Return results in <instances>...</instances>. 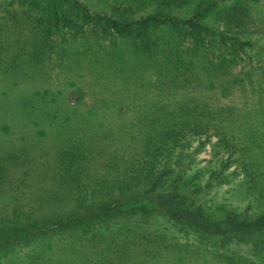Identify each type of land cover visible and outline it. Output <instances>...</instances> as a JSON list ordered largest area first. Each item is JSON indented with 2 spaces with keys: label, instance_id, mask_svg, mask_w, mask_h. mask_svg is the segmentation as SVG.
Masks as SVG:
<instances>
[{
  "label": "rangeland",
  "instance_id": "374dc122",
  "mask_svg": "<svg viewBox=\"0 0 264 264\" xmlns=\"http://www.w3.org/2000/svg\"><path fill=\"white\" fill-rule=\"evenodd\" d=\"M0 264H264V0H0Z\"/></svg>",
  "mask_w": 264,
  "mask_h": 264
},
{
  "label": "trees",
  "instance_id": "16d2710c",
  "mask_svg": "<svg viewBox=\"0 0 264 264\" xmlns=\"http://www.w3.org/2000/svg\"><path fill=\"white\" fill-rule=\"evenodd\" d=\"M164 10H162V11H159L158 12V10H156L155 12H153L151 15H149V16H147V19H146V22H148V21H156V22H160L158 19L159 18H166L169 22L168 23H172L173 25H181V26H183L184 25V23L182 22V20L180 19V18H178V17H173V16H171V14H162V12H163ZM160 23H162V22H160ZM144 24V23H143ZM115 28H117V27H121V26H118V25H115L114 26ZM117 32L118 33H122L123 32V30L122 29H120V28H117ZM87 211H91V209H88ZM97 211H100V209H97Z\"/></svg>",
  "mask_w": 264,
  "mask_h": 264
}]
</instances>
